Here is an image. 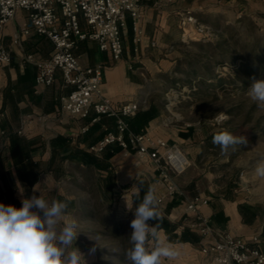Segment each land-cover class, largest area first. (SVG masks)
<instances>
[{"label":"crops","instance_id":"obj_1","mask_svg":"<svg viewBox=\"0 0 264 264\" xmlns=\"http://www.w3.org/2000/svg\"><path fill=\"white\" fill-rule=\"evenodd\" d=\"M159 1H141L145 38L136 44L132 22L131 27L128 24L122 60L115 61L110 52L100 51L98 44L90 40L79 42L75 53L85 67L104 66L102 88L116 107L130 102L141 104L138 114L129 120L131 130L147 132L169 145L179 146L187 156L188 167L195 161L193 151L199 146L196 145L197 130L193 126L181 129L173 125L164 98L147 89L148 75L169 71V60L174 53L173 41L169 42V4L165 2L158 9ZM27 22L28 13L21 10L2 31L12 62L0 64V203L19 208L23 198L33 195H41L48 201H64L68 204L66 220H77L78 231L84 232L85 218L95 212L93 186L100 189L103 201L111 192L132 183L131 198L135 204L149 190L156 196L161 213L156 222L159 237L178 253L174 260H169L170 264H216L212 253L203 252L206 241L191 228L193 217L183 198L168 195L160 172L150 158L140 159L136 150H124L117 144L99 156L89 152V147L98 143L107 130L116 131V122L102 117L93 123L94 113L79 119L60 111L58 97L71 91L63 86L61 72L57 73L54 85L39 86L36 66L25 60L29 54L37 60L49 59L53 54L50 40L34 34L24 38L21 45L13 43L14 36ZM187 173L175 176V180L187 196L209 200L201 211L211 225L243 239L259 236L260 248L264 251L262 211L239 191L220 190L211 180L206 187L204 177H190Z\"/></svg>","mask_w":264,"mask_h":264},{"label":"rangeland","instance_id":"obj_2","mask_svg":"<svg viewBox=\"0 0 264 264\" xmlns=\"http://www.w3.org/2000/svg\"><path fill=\"white\" fill-rule=\"evenodd\" d=\"M182 10H192L211 28L212 41H182L177 14ZM128 24L131 27L130 18ZM169 24L174 52L169 71L152 77L149 74L147 89L164 98L173 125L197 130L195 161L185 173L204 177L206 187L211 180L220 190L239 191L264 214V176L258 174L264 167V106L249 99L250 84L242 86L236 76L252 47H264V0H174L169 3ZM218 43L222 46L215 47ZM219 76L222 82H217ZM224 131L238 139L246 138L247 144L221 151L212 139ZM132 187V183L121 186L102 201L100 189L93 186L95 212L85 218L86 230H80L79 243L75 244L87 264H128L125 253L132 247L130 222L138 205L131 198ZM155 243L150 240L149 246ZM93 246L95 254L89 255ZM106 256L109 259H104ZM170 263L162 260V264Z\"/></svg>","mask_w":264,"mask_h":264},{"label":"built area","instance_id":"obj_3","mask_svg":"<svg viewBox=\"0 0 264 264\" xmlns=\"http://www.w3.org/2000/svg\"><path fill=\"white\" fill-rule=\"evenodd\" d=\"M141 1L0 0V64L12 62L11 52L3 42L2 31L16 18L19 11H26L28 22L14 36L13 43L21 45L24 38L35 34L47 38L53 45V54L47 60H37L32 54L25 57L26 62L37 68V85H54L57 73L61 72L63 86L71 88L70 93L57 99L62 113L79 119L89 118L94 113L93 123L99 122L102 117L116 122V131L107 130L98 143L89 147V152L99 156L109 146L117 144L124 150H136L140 159L150 158L160 172L168 195L183 198L187 211L193 217L191 228L206 241L204 253H212L216 264H264V251L260 248L259 236L248 240L216 230L201 211L203 206L209 204V200L201 196L189 197L180 188L175 176L183 174L188 164L183 150L162 139H156L147 132H133L129 120L138 114L141 104L130 102L116 107L102 88L104 66L98 64L85 67L75 53L79 42L90 40L98 44L100 51L110 52L115 61L122 60L129 18L134 42L139 45L145 38V30L141 25ZM173 1L161 0L156 7L161 9L165 2L169 4ZM177 14L183 42L212 41L211 28L200 22L192 10H182Z\"/></svg>","mask_w":264,"mask_h":264},{"label":"clouds","instance_id":"obj_4","mask_svg":"<svg viewBox=\"0 0 264 264\" xmlns=\"http://www.w3.org/2000/svg\"><path fill=\"white\" fill-rule=\"evenodd\" d=\"M247 96L264 106V79L253 80ZM212 143L227 152L233 145H246L247 140L224 131L216 134ZM258 174L264 176V167L258 169ZM21 204L17 208L0 203V264H87L75 245L81 233L79 223L75 219L66 220V202L33 195L23 198ZM160 217L156 196L149 190L135 208L130 222L132 247L125 253L128 264H162L164 259L177 257L174 247L159 237L156 222ZM150 240L156 242L154 246H149ZM95 251L93 246L88 254L94 255Z\"/></svg>","mask_w":264,"mask_h":264},{"label":"trees","instance_id":"obj_5","mask_svg":"<svg viewBox=\"0 0 264 264\" xmlns=\"http://www.w3.org/2000/svg\"><path fill=\"white\" fill-rule=\"evenodd\" d=\"M216 45L215 47H221L222 43ZM210 76H212L211 73ZM236 76L241 81L242 86H248L255 79H264V47L258 48L257 45L252 47V50L248 52L246 61L237 68ZM216 80L222 82L223 78L219 76Z\"/></svg>","mask_w":264,"mask_h":264}]
</instances>
